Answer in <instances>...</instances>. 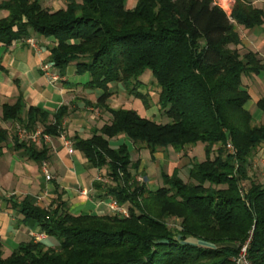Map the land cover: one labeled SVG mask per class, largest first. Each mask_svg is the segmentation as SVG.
Wrapping results in <instances>:
<instances>
[{"label":"trees","instance_id":"1","mask_svg":"<svg viewBox=\"0 0 264 264\" xmlns=\"http://www.w3.org/2000/svg\"><path fill=\"white\" fill-rule=\"evenodd\" d=\"M0 42L10 44L32 32L52 36L50 59L56 66L76 62L88 72L85 85L101 88L94 104L111 113L109 121L87 138L75 134L73 145L111 181L95 180L102 199L113 197L129 214L73 213L62 191L47 206L32 195L15 201L23 220H32L55 244L34 238L6 254L0 240V264H236L235 256L248 239L251 264H264V183L251 173L253 157L264 142V122L257 123L245 104L249 92L245 73L259 72L264 62L248 49L241 53L238 24H264V8L251 0H235L228 13L214 0H66L59 8L43 0H0ZM150 69L160 87L158 103L169 120L158 121L136 108L113 107L112 82L150 105L140 89V76ZM264 110V97L258 101ZM23 96L2 105L3 120L22 121ZM69 105L50 118L48 110L30 105L28 130L42 123L44 132L59 135ZM124 134L135 148L152 157L172 146L177 151L202 144L205 157L189 162V179L175 167L161 171L162 184L139 181L140 158H132ZM0 124V156L9 139ZM233 149L227 147L228 141ZM24 147L41 163L49 148L31 139ZM179 222L170 225L169 219Z\"/></svg>","mask_w":264,"mask_h":264},{"label":"crops","instance_id":"2","mask_svg":"<svg viewBox=\"0 0 264 264\" xmlns=\"http://www.w3.org/2000/svg\"><path fill=\"white\" fill-rule=\"evenodd\" d=\"M251 1L264 8V0ZM52 3L53 1L47 0L44 5L52 6ZM6 14L7 11L0 8V17ZM237 28L241 37L239 47L243 51L248 49L256 51L264 62V24L252 27L238 24ZM55 43L54 37L35 32H32L27 38H17L10 44L0 42V124L7 127L10 132L4 152L0 156V240L3 242L6 254L16 249L20 242L33 238L30 230H40L34 221L23 220L22 213L14 204L15 201H21L26 195L34 196L39 205L47 206L57 195V192L62 191V198L73 213H113L110 198L102 199L97 196L98 190L94 185L98 175L101 176V179L97 180L104 179L102 175L106 172V168L91 165L83 153L73 145L72 139L75 134L83 138L90 137L93 129L101 127L110 120L111 114L106 116L102 112L103 109L94 104L102 89L85 85L91 76L88 72H78L75 61L63 68L55 65L53 69L59 72L60 77L54 81L42 69L41 66L44 62L51 61L50 47ZM242 80L250 95L245 106L253 118L257 119V123H263L264 110L259 106L258 101L264 97V68L259 72L243 74ZM120 89H117L116 94V91L111 88L114 94L110 96L109 102L115 104V99L119 98L118 103L121 104ZM19 94L23 96L24 100L23 122L27 120V111L30 105L48 110L51 119L60 105H69V112L62 122L59 135L48 133L49 138L32 140L39 146L44 142L49 148L48 158L41 163L29 158L24 147L15 146V136L20 141L28 139L21 135L18 127L22 126L27 129L24 123L1 118L2 105L5 102H15ZM117 95L118 97H115ZM103 115L105 117H102ZM37 128L44 129L42 123L38 124ZM126 139L124 134H119L111 137L110 143L115 146L123 142L128 144ZM66 140L71 141L74 149L72 152L69 151V145L65 143ZM194 147L203 149L202 144L194 145ZM146 150L149 149L141 148L137 152V156H132V158L134 160L140 158L137 171L143 172V181L145 180L147 184H152V175L155 174L147 173V166L151 162L158 166L166 165L167 168L171 166V172L175 167H178V164L172 160L174 155L170 150L171 157L169 160L166 159L167 161L163 157L165 154L162 150H157L153 157L149 151V156L146 154V157L143 158L141 154ZM254 162L259 168L255 172L251 170V173L264 183V168L261 166V162L264 163V142L253 157ZM43 164H46L51 173L50 179L46 176ZM187 166L189 167V165ZM42 241L49 245L56 243L54 238L47 234Z\"/></svg>","mask_w":264,"mask_h":264},{"label":"rangeland","instance_id":"3","mask_svg":"<svg viewBox=\"0 0 264 264\" xmlns=\"http://www.w3.org/2000/svg\"><path fill=\"white\" fill-rule=\"evenodd\" d=\"M47 0H43V3L46 2ZM53 1L52 6H48L50 8H55V7H62L66 5V0H50ZM136 0H127V6L130 7L131 4L133 5L135 3ZM228 1V0H226ZM232 1V4H229L228 9H226L229 13L232 11L233 8V4L235 2V0H230V2ZM51 5V4H50ZM46 6V5H45ZM226 7V8H227ZM240 48L241 53L245 52ZM141 80L143 81V84L140 85V89L144 92H148L149 96H150V105L146 106L142 99L134 96L133 94H130L129 91L126 89V87L123 85V83L121 82H112L111 83V88L114 89L113 91H116L117 94V89H120L121 91V104L118 103L119 98L115 99V104L109 102V104L113 107H118V106H128V107H132V108H136L138 111H140V113L142 115H145L147 117L156 119L158 121H167L169 120V118L164 115L163 110L160 108L159 103H158V94H159V90L160 87L157 85L155 78L152 74V71L150 69H146L145 72L140 76ZM114 93H112L113 95ZM115 97H118L115 96ZM109 100V99H108ZM106 116L110 115L111 113L108 110H104L102 111ZM112 116V115H111ZM102 117H105L104 115ZM254 121L257 122V119L254 118ZM127 142L129 145V148L131 149V154L132 156L136 157L137 156V152L140 151L139 148H135V144L133 143V141L131 139H129L127 137ZM113 143H115L114 141H112ZM194 145L185 147L184 150L181 151H177L176 149H174L172 146L166 147V148H161L160 150H162L165 154L163 155V157H165V161L169 160V158L171 157L169 154V150L171 151V153L174 155L172 156V160L177 163L178 167L180 168V174L182 175V177L186 180L189 179V167L187 165H189V162L194 158L196 159H203L205 157L204 154V149H198L197 147H194ZM168 150V151H167ZM189 151L191 152L189 154ZM146 154H148L147 156H149V150L144 151L141 155L143 158L146 157ZM169 156V157H168ZM255 156V155H254ZM167 159V160H166ZM260 160V159H259ZM258 160V161H259ZM259 164V163H258ZM261 166L264 168V163L261 162ZM150 165V166H149ZM147 167V173L151 174V173H155L152 178V186L151 187H156L158 185L162 184V176H161V171L162 170H166L168 169L169 172H171V166L167 168V166L162 165V166H158L156 165V163L151 162ZM152 165V166H151ZM257 163L254 162L253 163V167H252V171H256L257 168H259V166H256ZM166 167V168H165ZM132 171L136 174V177H138L139 181H143L144 179V174L143 172L139 173L137 170H135L132 167ZM102 177L104 178L102 181L103 182H107V181H111L110 178L108 177V175H106V173H104L102 175ZM143 177V178H142ZM145 181V180H144ZM179 222L178 219L175 218H170L169 219V223L170 225L174 226L175 224H177Z\"/></svg>","mask_w":264,"mask_h":264},{"label":"built area","instance_id":"4","mask_svg":"<svg viewBox=\"0 0 264 264\" xmlns=\"http://www.w3.org/2000/svg\"><path fill=\"white\" fill-rule=\"evenodd\" d=\"M214 3L219 4L221 7H223L226 10L228 9L227 6H229V4H232V1L230 2V0L228 1L214 0ZM41 67L50 76V78L53 81L59 79L60 74L57 70L53 69V67H55V64L53 63V61L44 62ZM18 127L21 131V135L28 139L38 141V140H41V138H49V134L47 132H44L42 128H36L35 130L28 131L27 129H24L22 126L21 127L18 126ZM65 143L69 145V151L72 152L74 149H73L71 141L66 140ZM227 147H229L231 150L233 149L234 146L231 140L228 141ZM43 168H44L47 178L50 179L51 173L49 172L46 164H43ZM97 179H101V176L98 175ZM109 198H110V205H111V209L113 213H119L121 215L129 214L127 205L120 204L113 197H109ZM30 234L35 240H38V241H42L46 237V233L42 230H30ZM251 235H252V231L248 239L241 245L238 254L235 256L234 259H235L236 264H251V261L248 256V246L251 240Z\"/></svg>","mask_w":264,"mask_h":264}]
</instances>
